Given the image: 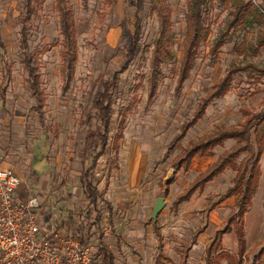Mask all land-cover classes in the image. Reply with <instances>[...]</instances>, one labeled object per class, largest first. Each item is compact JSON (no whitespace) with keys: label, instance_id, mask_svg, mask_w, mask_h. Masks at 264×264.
<instances>
[{"label":"rangeland","instance_id":"rangeland-1","mask_svg":"<svg viewBox=\"0 0 264 264\" xmlns=\"http://www.w3.org/2000/svg\"><path fill=\"white\" fill-rule=\"evenodd\" d=\"M69 1L77 59L72 82L65 90L60 74L61 36L55 0H31L33 12L25 22L27 51L39 56L45 93L41 122L33 108L20 45L27 0H0V168L15 169L23 178L22 187L29 186L26 190H32V195L38 197L45 230L62 222L58 228L65 232L77 230L78 225L77 214L66 215L67 209L86 206L80 173L84 157L91 154L95 145L86 136L98 124L91 115L92 101L100 82L124 63L121 49L134 33L136 2ZM154 1L162 2L170 15L173 58L161 65L155 95L149 99L147 76L158 31ZM260 4L264 5V0ZM232 10L231 0L211 1L206 16L209 32L197 49L188 76L179 86V67L188 34V0H143L137 52L119 73L112 97L109 133L112 143L99 159L94 177V183L113 205L115 226L108 225L102 234L115 254L114 264H179L184 251H187L186 264H204L205 246L214 231L224 226L233 209L236 196L210 211L206 209L212 198L217 200V194L230 186L234 175L230 169L195 192L189 201L177 207L173 203L217 155L235 145V139L215 147L213 157H195L187 171L172 167L189 141H200L217 130L238 125L243 108L252 111L264 108V76L258 77V72L245 68L264 66L261 25L254 22L230 31L225 36L226 43L212 50L217 38L226 31ZM232 68L237 70L232 73L228 92L204 108L214 84ZM199 113L202 114L197 117ZM184 125L189 128L176 139ZM119 133L122 137L115 152L113 141ZM173 141L179 142L169 149ZM259 166L258 187L244 214L249 258L264 246V154ZM157 197H162L165 205L154 222L150 216ZM104 206L101 202V208ZM102 212L105 214V209ZM201 228L203 232L192 243L195 232ZM221 247L236 255L233 232L223 236ZM95 252L93 246L91 264H98Z\"/></svg>","mask_w":264,"mask_h":264},{"label":"trees","instance_id":"trees-1","mask_svg":"<svg viewBox=\"0 0 264 264\" xmlns=\"http://www.w3.org/2000/svg\"><path fill=\"white\" fill-rule=\"evenodd\" d=\"M211 1L188 0V11L186 14L188 34L179 67V86L188 76L197 49L209 32L206 25V16L209 12ZM260 1L231 0L233 4L232 17L227 22L226 31L217 38L212 49L213 51H216L226 43L225 36L230 31L233 33L254 22L262 27L260 45H264V5L260 4ZM30 2L31 0H27L26 3L27 15L20 31V34H22L20 45L23 49V64L27 71V82L34 99L33 108L40 121L43 122L46 100L41 86L39 56L37 53H29L27 51L25 22H27L33 12V6ZM142 3L143 0H136L135 2L134 33L128 45L121 49L124 57L122 67L114 71L111 77L105 78L100 82L99 89L96 91L92 101L91 115L96 118L98 124L94 129L88 130L86 136L87 139L95 142V145L91 148V154L84 157L80 173V185L86 200V206L82 209L69 207L66 211V215L77 214L76 237L82 247L91 244L96 248L95 259L98 261V264H114L115 254L110 245L105 241L102 230L108 225L113 228L115 224L113 205L109 200L105 199L103 192L94 183V177L97 173L99 159L105 155L106 148L112 143L111 136L109 135L113 114L112 97L118 86L119 73L128 66L137 52V41L140 33L139 13L142 10ZM154 3L158 18V31L152 45L147 76L149 99L155 95L161 73V65L173 58L171 48L173 35L170 30V15L164 10L165 6L162 2L154 1ZM55 7L58 12L59 32L61 36L59 49L60 74L62 88L65 90L70 86L73 79V69L77 59V42L70 1L55 0ZM0 46H2L1 42ZM3 57H5V53ZM247 67L251 68V72H258V77L264 76V66L246 65L245 68ZM235 70L237 69H230L226 76L214 84L206 102L203 103L204 108L206 104H209L208 102L220 98L228 92L232 73ZM202 113H199L197 117ZM242 114V121L238 125L217 130L200 141H189L188 145L181 150L172 163L174 170L182 169L183 171H187L195 157H213L215 155V147L221 146L228 139L236 140L235 145L217 155L216 159L186 186L173 203L177 207L180 203L189 201L195 192L203 190L207 183L220 176L226 169L234 172L230 186L223 193L217 194V200L213 201L214 199L212 198L206 208L210 211L224 200L236 196L233 209L226 217L224 226L214 231L211 241L204 248L202 256L204 264H264V246L251 258L248 257L250 251H246V230L244 226V214L252 203V198L257 190L261 175L259 162L261 156L264 154V108L258 111L243 108ZM123 126L124 122L122 121L120 123L121 130H123ZM188 128L187 125H184L181 134L176 139H180ZM121 137L122 133L115 136V141H113L115 152L118 150V140ZM176 142L179 141H173L168 148L170 149ZM166 192L167 190L165 189ZM101 202L105 204L104 208H101ZM102 209H105V214H103ZM62 225L63 223L61 222L55 228ZM154 228L157 235L160 236L156 225ZM201 232H203L202 228L195 232L192 243H195L197 235ZM231 232L235 234L237 241L236 255L221 247L223 236ZM119 236H117L118 239ZM118 244V247H120V239L118 240ZM186 258L187 251H184L179 264H186Z\"/></svg>","mask_w":264,"mask_h":264},{"label":"built area","instance_id":"built-area-1","mask_svg":"<svg viewBox=\"0 0 264 264\" xmlns=\"http://www.w3.org/2000/svg\"><path fill=\"white\" fill-rule=\"evenodd\" d=\"M22 186L15 169L0 168V264H91L93 246L82 247L76 229L45 230L38 197Z\"/></svg>","mask_w":264,"mask_h":264},{"label":"water","instance_id":"water-1","mask_svg":"<svg viewBox=\"0 0 264 264\" xmlns=\"http://www.w3.org/2000/svg\"><path fill=\"white\" fill-rule=\"evenodd\" d=\"M170 175V172L168 174V176ZM167 176V179H169V177ZM165 203H164V199L162 197H157L155 199V203L153 205V210H152V213H151V219L155 222L156 219H157V216L160 212V210L164 207Z\"/></svg>","mask_w":264,"mask_h":264}]
</instances>
